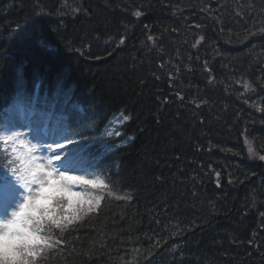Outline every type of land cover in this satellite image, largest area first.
Masks as SVG:
<instances>
[{
  "label": "trees",
  "instance_id": "1",
  "mask_svg": "<svg viewBox=\"0 0 264 264\" xmlns=\"http://www.w3.org/2000/svg\"><path fill=\"white\" fill-rule=\"evenodd\" d=\"M180 1L185 6L179 0H0V114L20 98L54 104L66 116L71 142L89 143L88 166L109 186L95 212L61 228L44 225L48 245L34 264H153L163 250L172 264H264V220L256 223L253 216L264 217L263 162L243 157L240 170L221 177V189L193 190L189 197L170 183L206 166V160L214 172L235 163L215 154L237 125L234 112L250 123L236 126L237 135L243 130L264 154V61L262 67L255 62L261 63L259 55L252 60L253 45L241 41V26H248L258 32L253 42L264 50V0H253L263 14L245 12L246 19L236 20L225 11H237L235 0ZM191 4L199 6L190 9ZM19 7L24 9L15 15ZM13 27L30 32L22 37ZM42 40L46 49L38 45ZM186 43L189 71L169 72L172 81L167 75L157 83L130 68L137 62L136 45L161 63L178 60L173 47ZM123 52L126 63L114 62ZM235 78L250 80L262 98L259 113L225 95L235 90ZM181 85L187 89L179 90ZM195 96L216 97V115L207 113L202 100L197 105ZM108 114L124 118L122 147L102 135ZM226 177L234 180L232 187ZM187 211H201L204 218ZM217 212L222 221L210 216Z\"/></svg>",
  "mask_w": 264,
  "mask_h": 264
},
{
  "label": "rangeland",
  "instance_id": "2",
  "mask_svg": "<svg viewBox=\"0 0 264 264\" xmlns=\"http://www.w3.org/2000/svg\"><path fill=\"white\" fill-rule=\"evenodd\" d=\"M229 1L231 2L232 0ZM224 2H226V0H223V3ZM246 2L248 5H245ZM179 3H181L180 0L178 4ZM254 4L256 3L253 0H235V2L232 3V5L235 6L237 10L235 13L230 12V10L226 9L225 7L224 9H226L225 11L228 17L230 15V17H232L234 20H236L237 15L242 19H246L245 16L242 15L245 12H247V15L251 14L252 16H257L258 13L263 14V10L261 9V11H258L259 8H254ZM182 5L185 6V3ZM198 6L199 4H191L189 8L194 9ZM23 9L24 7H19L17 11L15 10V15L21 12ZM210 21L212 22V17H210ZM13 29L14 31H17V33H21L19 35L22 37L28 36V33L30 32L26 31V29H23L22 27H17L16 29L13 27ZM241 29V35L245 37V40H241L243 44H248V42H250V46L253 45L252 47H254L253 52L250 53V57L259 55L261 63L259 62V59H256L255 62H257L259 66L261 64L263 67L262 62L264 61V50L260 49V46H256L258 43L253 42L254 40H257L256 35L258 32L251 30L248 28V26L244 25L241 26ZM21 36H19V38H22ZM120 39L121 38H118L117 42ZM109 40L111 41V39H107V41L104 40L103 42L99 43L105 44ZM128 43L129 45H135L134 39L128 40ZM81 48L83 51H85L84 47ZM103 48L107 49L108 46H103ZM183 48H188L187 43L184 45L178 44V46L173 47V55L180 54V58L178 60L173 59L172 57L169 58L171 60L161 59L163 61L158 63V59H147L149 58L147 56L148 51H141L140 46L136 45L134 49L138 52V54L135 52L136 55L134 59L137 62L134 63V65L130 63V68H132V71H136L141 77L142 75H145L148 80L150 79L151 81L153 80L157 83L163 76V71H159L160 67L164 70L165 75H169V72L171 71L173 73L179 72L183 74L189 71V69L184 66H186V64H188L190 61L186 58L188 54ZM258 49L261 51L256 52ZM176 50H179L180 52H177ZM96 53H100L101 55L103 52L94 51V54ZM96 56H98V54H96ZM127 56L128 55L125 54V52L116 53L113 57L115 60L113 61H120V63L125 62ZM140 58L142 59L141 63L139 62L141 61ZM195 70L201 72L203 69H201L200 65H195ZM169 76L172 77L171 74ZM164 78H166V76ZM169 80L172 81L171 79ZM204 80L206 79L204 78ZM235 80L236 82L233 84L236 87L235 90L226 92L225 95L228 98L231 97L234 101L238 100L240 104L243 103L241 105L247 111L256 110V112L259 113L257 110L258 106L256 105L261 101L262 98L255 96L254 91L256 89L254 90L250 80H241L239 78H235ZM186 89V86L183 85L179 87V90ZM236 89H238V91ZM197 96H195L196 104H201L198 99L202 100V104L204 105L207 103V106L209 107L207 113H209V115L211 114L212 116H215L216 114L213 115L212 108L214 106L220 107V105L217 104L215 100L216 97L207 100ZM233 97L236 98L234 99ZM247 100L249 102H247ZM225 112V109L221 110V114H224ZM234 113L236 117L234 118L235 121L232 120L233 123H237L236 126L239 125L238 127L241 129L243 124L247 126L249 123L247 116L244 114L242 116L239 114V112ZM25 114L27 115L26 112ZM18 118H20V114L13 112L10 119H3L0 123V140L2 142H7L5 155L7 158L9 157L8 159L10 160L12 167L10 172L4 174L1 177V184L3 188H1L0 193L16 191V194L21 197L18 199V202H16L17 207L11 212V214H3L5 216L0 215V264H34V258L38 256L40 251L44 249L42 242L38 243V237L43 242L45 240L40 237L39 233L35 230L37 227L36 223H42L44 221L46 224L62 226L63 223L61 220L64 219L70 212H73L72 215H76V213H86L92 209H95L98 200L93 197L94 194L89 195L84 193L81 187L83 185H88L95 189L97 187H102L101 180L97 178H90L86 170H83V168V172H78V170L71 169L74 167L72 162L74 158L68 156L69 154H67L70 149L68 145L64 144V142L62 144V141H60L57 145H55L53 142L43 143L41 141L39 128L34 126L24 127L20 124ZM219 118L221 119L220 116ZM123 121V117L116 115L112 122V128L111 131H109V135L116 136L117 134L114 132ZM12 123L16 124L17 126L13 125ZM46 124L47 121L43 125L46 126ZM60 125L59 126L62 128V130L58 132L57 138H61L63 132H66V126H63L62 124ZM236 126H234L229 140L222 138L218 139L216 143L220 144V142L225 139V144L229 146V142H233L235 144L237 143V139H239V142L242 141L241 143L245 147L249 159L264 163V154H259L256 152L251 142L249 143L247 138L242 135L243 130L240 132L238 131L239 134L237 135ZM53 128L54 127H52V129ZM258 128L261 129L262 127L258 126ZM207 147L210 148V143H207ZM223 147H225V145L221 142L219 146H215V149L218 151ZM231 149L234 150L233 154H236L238 151V148L236 147H231ZM231 154L232 152L229 153V155ZM219 159H221V157ZM214 161L220 163L218 160ZM63 163L71 167L63 168L61 167ZM201 173H204L205 176H209L206 170H202ZM18 189L21 190V192ZM260 189H262V187H260ZM2 204L0 203V211L2 209H6ZM21 204H23L22 210ZM70 221H72V219L66 217L64 225Z\"/></svg>",
  "mask_w": 264,
  "mask_h": 264
},
{
  "label": "bare ground",
  "instance_id": "3",
  "mask_svg": "<svg viewBox=\"0 0 264 264\" xmlns=\"http://www.w3.org/2000/svg\"><path fill=\"white\" fill-rule=\"evenodd\" d=\"M224 7V6H223ZM150 9V8H149ZM160 40V39H159ZM37 43V42H36ZM39 46H41L42 48L46 49V44L45 42L42 40V41H39L38 43ZM159 71H163V77H168L167 75L164 74V70L159 69ZM173 77H170V79H172ZM254 94H255V91H254ZM17 100L15 99L14 102H16ZM247 102H249L247 100ZM114 117L113 115L111 114H108L104 120H105V131L106 132H109L111 131V128H112V122L114 120ZM116 140L118 142H113L112 141V144L115 146V147H122V144H123V140H124V136L122 134V136L120 134H117L116 135ZM247 138V141L250 143V138L249 137H246ZM125 139H128V138H125ZM231 147H236V148H241L242 149V152L244 153V156H240L238 155V151L237 153L233 154V151L231 149ZM232 152L231 155H229V153ZM217 156L221 157L222 159H228V157L231 159V160H234L235 163L234 164H226V165H221V170L220 172H214L212 171V166L209 164L210 161L209 160H206V163L204 167H199V166H195V168L197 169V171H194V172H184V174H182L181 176H177L176 179L173 181V184H172V180H170V183H171V186L173 185H179L180 188H178L179 191H182L183 193L180 195H187L189 197V195L192 193V191L194 190H202V191H207L209 189L212 188V186H215L217 188H220L221 189V185L223 184L224 180L221 179L222 176L226 175L228 172L230 171H237V170H240L241 168V162L243 161V157L244 159H246L247 162H250L251 160L249 159L248 155H247V151L245 149V147L243 146L242 143H233V142H229V146L226 145L225 147L221 148L220 150H218L216 153H215ZM229 155V156H228ZM1 159L4 161L7 159V156L5 154H2L1 155ZM119 161L118 160H115L114 162V167L115 169L117 170L118 167H119ZM202 170H207L210 174L209 176H205L204 173H201ZM113 171V170H112ZM200 171V172H199ZM220 173V174H219ZM207 174V173H206ZM206 177V178H205ZM205 178V179H204ZM226 183L227 185H229V187H232L233 186V182L234 180L231 179L230 177H226ZM222 180V181H221ZM102 182V187H97L94 191V195L93 197L95 199H97V205L95 206V209H92L90 210V212H95L96 211V208L97 206L101 203L102 201V191H106L108 189L109 186H107V184L105 183V180L102 179L101 180ZM196 186L198 188H196ZM202 186V187H201ZM254 201V200H253ZM252 201V203H253ZM183 207V206H182ZM151 209V208H150ZM212 209V208H211ZM214 210H216L215 207H213ZM187 210V209H186ZM183 209L181 210V213L182 216H184V211ZM206 211H209V209L207 208ZM189 212L188 215L190 214L192 217L193 215H198V216H201L199 219H203L204 215L202 213H200L201 211H187ZM210 216L215 219V220H218V221H222L220 218L222 217V215L220 214V212H217V215L216 214H210ZM253 216H256V219H255V222L256 223H260L262 222L264 219V217L262 216V214L260 213H253ZM255 218V217H254ZM187 221V220H186ZM183 224H185V229H184V233H189L192 229L190 227H188L186 225V223H184V221H182ZM208 222V221H206ZM197 227L196 225H193V228ZM172 259H170V256H169V252H166L165 250H163L159 256L156 258V260L154 261L153 264H172L171 262ZM174 264H177L175 261H174ZM186 264V263H184Z\"/></svg>",
  "mask_w": 264,
  "mask_h": 264
}]
</instances>
